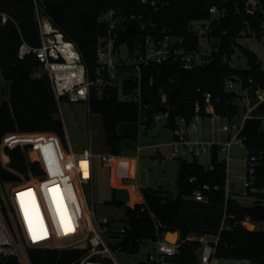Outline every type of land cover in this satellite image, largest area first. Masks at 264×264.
Segmentation results:
<instances>
[{
    "label": "trees",
    "instance_id": "16d2710c",
    "mask_svg": "<svg viewBox=\"0 0 264 264\" xmlns=\"http://www.w3.org/2000/svg\"><path fill=\"white\" fill-rule=\"evenodd\" d=\"M50 16L65 36L79 49L86 64L88 75L94 77L98 66L97 48L99 38L114 36V47L125 44L130 52L142 50L145 38L158 39L166 35L182 37L188 50L198 48L197 35L189 29L191 20H208L209 8L215 5L224 15L213 21L209 37H213L211 53L207 59L191 69H184L179 61L168 64L142 66L139 82V99H120V93L132 94L138 87L132 79L124 80L121 90L117 87L103 89L100 95L91 88L89 111L101 116L104 139L113 155L120 154L122 140H135L138 134L140 107L146 109L147 126L156 120L159 105H166L165 126L172 130L180 119L189 122L196 114L194 106L198 102V115H210L205 109V93L211 95L214 112L229 121L239 114L243 107L242 97L233 90L225 89V80H241L254 94L258 86H264V69L255 53L238 42L239 37L251 33L262 35L264 14L245 12L246 0H159L156 5L141 3L140 0H35ZM264 3V0H260ZM122 10L120 21L111 25L102 20L109 10ZM6 14V22L1 15ZM135 15V19H131ZM139 16V17H138ZM128 22L135 29L126 32ZM245 32V34H242ZM25 41L34 47L39 44V31L35 15L34 0H0V69L3 77L10 81L8 100L0 104V141L8 145L32 142L33 156L42 159L43 166L51 176L62 155L58 138L65 148V128L57 116L58 102L54 97L51 82L46 74L36 76L37 60L33 55L19 59L16 55L19 44ZM242 51L246 66L233 64L232 54ZM249 79L251 81H249ZM177 90L175 97L174 91ZM244 108V107H243ZM253 117L246 118L239 133L247 156H259L254 166V185L259 191L252 203L242 204L225 197L227 166L219 159L218 145L213 142L207 166L195 157L177 159L176 192L169 195L163 189L143 188L141 195L147 206L132 201L126 205L125 229L121 248L133 251L143 239L154 238L155 233L176 231L178 253L176 264H201L197 239L190 235H218L216 254L221 258L245 259L252 264H264V228L247 229L241 221L248 218L256 225L264 223V101L253 110ZM45 131H50L48 133ZM19 132V133H17ZM22 132V133H21ZM29 145L5 147L10 158L9 167L21 173L30 167L33 174L41 173L38 163L29 162L24 149ZM17 175L7 170L0 162V182L17 179ZM65 179V178H64ZM205 200L193 197L202 185ZM57 189V187H55ZM58 192V190H57ZM224 214L231 229H219ZM230 215H233L230 217ZM251 228L250 223L246 224ZM61 245L67 243L60 242ZM82 250L30 248L28 255L32 264H76ZM5 260V262H2ZM0 264H19L14 257L0 260Z\"/></svg>",
    "mask_w": 264,
    "mask_h": 264
},
{
    "label": "built area",
    "instance_id": "2783aa9c",
    "mask_svg": "<svg viewBox=\"0 0 264 264\" xmlns=\"http://www.w3.org/2000/svg\"><path fill=\"white\" fill-rule=\"evenodd\" d=\"M35 2V15L39 31V44L35 47L22 41L17 49V57L23 59L26 56L33 55L37 60L38 69L36 76L46 74L51 82L54 97L67 99L69 101L89 102L91 88L95 87L97 94L100 95L103 89L108 87H117L121 90V84L124 80L132 79L136 81L138 87L132 94L120 93V99H127L128 96H134L139 99V82L142 66L156 64H168L179 61L184 69H191L200 64L203 60L200 54V44L195 50H188L184 46L182 37L164 36L162 38H145L143 49H134L132 52L126 46L127 56L119 57L113 60L112 53L118 49L114 47V36L99 38L97 48L98 66L94 77L90 78L86 64L75 43L68 39L63 31L56 26L45 10ZM141 3L156 5L159 0H140ZM245 12L248 14H264V3L260 0H246ZM210 17L208 20H191L189 22L190 31L197 35L198 41L205 37L209 45H212L213 37H209L207 32L213 21H219L224 15L215 5L209 8ZM102 20L108 21L111 25L120 21V16L116 10H109L105 13ZM139 17V16H138ZM131 15V19H135ZM7 20L6 14L1 15V22ZM130 23V22H128ZM127 23V24H128ZM264 27V22H262ZM245 34V32H242ZM108 53V59L105 54ZM249 81H251L249 79ZM225 89L233 90L242 97L244 113L241 120L233 118L229 124H224L222 130L228 132V138L225 142L218 145V151H225L226 158L229 159V150L235 140L243 144L239 133L246 118L253 117V110L260 102L264 101V86H258L254 94H251L248 86H244L243 81L226 79ZM211 95L205 93V109L211 116H219L214 112L213 104L210 101ZM195 116L185 122L180 119L178 125L173 130V140L171 141L172 150L170 158L184 156H196L204 152H210L213 142H207L197 138L195 134L197 125L195 119L199 116L200 105L195 103ZM158 116H156L157 118ZM60 143V142H59ZM62 148V155L58 158L56 167L59 172L53 176H41L40 178L14 179L11 181L0 182V260L6 257H14L19 264H32L28 255L30 248L38 249H68L74 248L83 251V254L77 258L76 264H120L117 258L118 250L121 248V239L127 224L118 226L111 219L103 217L98 220L94 205L90 208L85 196V187L92 190L93 178V153L91 147L84 148L79 153L72 152ZM139 147L137 148V150ZM137 158V154L135 155ZM247 171L244 179L246 188V197L249 203L255 199L259 189L254 185V166L259 156L250 154L247 156ZM65 178V179H64ZM7 183V184H6ZM7 185L5 189L4 185ZM67 186L73 187V195L68 197ZM57 187L60 202V213L57 211L56 204L53 203L56 193L48 192L49 188ZM208 189V185L203 184L201 189L193 193L195 200L204 201L202 190ZM225 197L229 196L225 188ZM91 196H92V192ZM66 197H65V196ZM52 198V199H51ZM140 203L142 210L147 206L142 198ZM72 204L77 208L74 215L70 212ZM59 213V214H58ZM233 215H230L232 217ZM227 215L224 214L219 229H231L230 224L226 222ZM245 218L241 223L246 227ZM82 228L81 237H77L68 245H61L58 234H72L78 228ZM219 233L193 235L190 239H197L201 243L199 248V262L201 264H218L219 259L216 254V245L218 244ZM154 238L143 239L141 245L145 244L147 253V262L149 264H176L174 259L178 253V239L176 242L167 241L162 234L157 232ZM84 244V248H78ZM237 264L242 259H234ZM245 260V259H244ZM249 261V260H246ZM251 262V261H249Z\"/></svg>",
    "mask_w": 264,
    "mask_h": 264
},
{
    "label": "rangeland",
    "instance_id": "374dc122",
    "mask_svg": "<svg viewBox=\"0 0 264 264\" xmlns=\"http://www.w3.org/2000/svg\"><path fill=\"white\" fill-rule=\"evenodd\" d=\"M104 16L106 17L105 14ZM238 42L255 53L261 68L264 69V27H262L261 37L253 32L249 36L239 37ZM199 44L201 46L199 51L203 56L202 63L210 55L212 47L205 37L200 38ZM121 56H127V49L124 44L120 46V54L117 51L112 53L113 60ZM105 59H108V53L105 54ZM232 62L233 64H240L242 67L246 66V58L241 50H235L232 54ZM10 84V81L3 77L0 69V104L3 100L9 99ZM133 98L134 96L127 97L129 100ZM243 113L244 109L240 106L239 114L235 118L241 120ZM156 115L159 118H156V120L151 122L150 126H147L144 122L146 120V109L141 106L137 138L135 140L123 139L120 154L113 155L104 139L101 116L98 113L89 111L86 101H69L63 98L58 102L57 116L61 118L65 128L67 150L81 152L84 148L91 147L93 153V188L90 190L85 187V196L88 206L92 208V204L94 205L98 220L107 217L118 226L125 225L126 205L135 200L141 201V190L143 188L163 189L169 195L176 192L177 159L169 157L172 147L167 144V142L173 140V130L165 126V115L163 112L158 111ZM195 121L197 125L195 135L197 138L218 144H222L227 140L228 132L222 130L224 124H229L227 118L206 115L203 117L198 116ZM45 132L54 134L50 131ZM7 133L2 135L0 141L1 165L16 174L17 179L22 177H48L49 172L43 166L42 159L39 156L32 155L34 151L33 143L27 141L14 145L5 144L3 136ZM15 145H29L28 148L24 149L25 157L31 163H38L42 170L41 173L33 174L30 167L27 168L25 173L9 167L10 158L5 152V147H13ZM137 147H139L138 150ZM136 154L137 159L134 158ZM218 156L219 159L227 161L230 195L236 201L248 204L249 200L246 197V188L244 186L248 158L245 146L240 144L239 140H235L229 150V159L226 158L225 151L221 149L218 151ZM184 157L188 160H192L195 157L199 163L207 166L211 156L210 152H204L196 156L186 155ZM53 191L57 195L55 198L52 197L53 203L56 204L57 211L60 213L61 200L58 192L55 187H51L48 190V192ZM90 192H92V196ZM73 193V188L67 186V192L64 194L68 197V195L71 196ZM70 212L74 215L77 213V209L73 204L70 206ZM252 227L249 228L246 225L247 229L251 230ZM255 228H264V223L256 225ZM81 229L80 227L76 232L73 231L72 234L68 235L59 233V242H68L70 244L77 237H81ZM79 246L83 247L85 245L81 244ZM146 246L145 244H140L133 251L118 250L117 258L120 264H149L146 260ZM2 262H5V260ZM234 262L232 258H220L218 264H234ZM237 264L252 263L242 259Z\"/></svg>",
    "mask_w": 264,
    "mask_h": 264
},
{
    "label": "water",
    "instance_id": "95a60500",
    "mask_svg": "<svg viewBox=\"0 0 264 264\" xmlns=\"http://www.w3.org/2000/svg\"><path fill=\"white\" fill-rule=\"evenodd\" d=\"M116 14H118V15H122V10H121V9H118V10L116 11ZM134 29H135V25H134V23L130 22V23L127 24V26H126V32H131V31H133ZM176 94H177V90L174 91L172 97H175ZM166 110H167V106H166V105L163 104V105H159V106H158V111L165 113ZM6 184H7V183H6ZM6 184L4 185L5 189H7V185H6ZM162 236H163L167 241H170V242H176L177 239H178V234H177L176 231L163 232V233H162ZM84 247H85V246H83V247L78 246V248H84Z\"/></svg>",
    "mask_w": 264,
    "mask_h": 264
},
{
    "label": "crops",
    "instance_id": "0c3cea01",
    "mask_svg": "<svg viewBox=\"0 0 264 264\" xmlns=\"http://www.w3.org/2000/svg\"><path fill=\"white\" fill-rule=\"evenodd\" d=\"M165 115V114H164ZM157 118H159V117H157ZM196 134V133H195ZM195 134H190V136H193V135H195ZM55 136L58 138V140H59V142L61 143V141H60V139H59V137L55 134ZM174 136V135H173ZM196 136V135H195ZM167 144L171 147V141H169V142H167ZM218 144V143H217ZM61 145L63 146V144L61 143ZM138 148V147H137ZM71 151V150H70ZM73 152V151H72ZM76 153H79V152H76ZM126 157V156H125ZM134 158L135 159H137L135 156H134ZM226 165H227V161H226ZM228 170H227V174H228ZM229 175V174H228ZM228 175H227V179H226V186H225V188L227 189V191H228V193H229V196L232 198V196L230 195V191H229V179H228ZM246 222L247 223H250L253 227H252V229L251 230H253V229H256L255 227H256V224L255 223H253V222H251L249 219L248 220H246ZM246 223V224H247ZM190 236H193V235H190ZM68 241V240H67ZM69 243L67 242V245H68Z\"/></svg>",
    "mask_w": 264,
    "mask_h": 264
},
{
    "label": "bare ground",
    "instance_id": "6f19581e",
    "mask_svg": "<svg viewBox=\"0 0 264 264\" xmlns=\"http://www.w3.org/2000/svg\"><path fill=\"white\" fill-rule=\"evenodd\" d=\"M73 188V187H72ZM74 190V189H73ZM73 195V194H72ZM58 204V203H57ZM77 209V208H76Z\"/></svg>",
    "mask_w": 264,
    "mask_h": 264
}]
</instances>
